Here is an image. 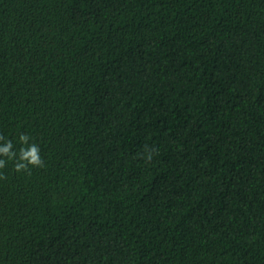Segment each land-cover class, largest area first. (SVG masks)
I'll return each instance as SVG.
<instances>
[{"label": "trees", "instance_id": "16d2710c", "mask_svg": "<svg viewBox=\"0 0 264 264\" xmlns=\"http://www.w3.org/2000/svg\"><path fill=\"white\" fill-rule=\"evenodd\" d=\"M7 141L0 264H264V0H0Z\"/></svg>", "mask_w": 264, "mask_h": 264}, {"label": "clouds", "instance_id": "9594fccd", "mask_svg": "<svg viewBox=\"0 0 264 264\" xmlns=\"http://www.w3.org/2000/svg\"><path fill=\"white\" fill-rule=\"evenodd\" d=\"M20 141L27 144L28 137L24 134L20 135ZM13 148V144L11 141H7L5 143L0 144V155H6L9 160L13 159L16 156V152L14 150L10 151ZM20 160L27 161L32 165H42V158L39 154V148L35 144L28 145L27 148H21L20 151ZM5 165V160L0 159V168ZM25 167L23 163H17L16 169L19 171L21 168Z\"/></svg>", "mask_w": 264, "mask_h": 264}]
</instances>
